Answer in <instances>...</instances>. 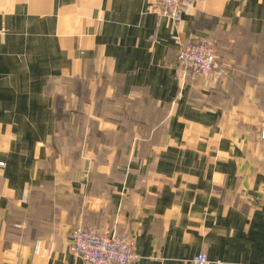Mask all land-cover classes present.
I'll return each mask as SVG.
<instances>
[{
	"label": "crops",
	"instance_id": "crops-1",
	"mask_svg": "<svg viewBox=\"0 0 264 264\" xmlns=\"http://www.w3.org/2000/svg\"><path fill=\"white\" fill-rule=\"evenodd\" d=\"M154 2L0 0V264H83L77 225L264 264V0ZM204 38L216 73H178Z\"/></svg>",
	"mask_w": 264,
	"mask_h": 264
},
{
	"label": "built area",
	"instance_id": "built-area-1",
	"mask_svg": "<svg viewBox=\"0 0 264 264\" xmlns=\"http://www.w3.org/2000/svg\"><path fill=\"white\" fill-rule=\"evenodd\" d=\"M192 4L193 0H155L154 8L159 14L181 22L183 11ZM178 65V73L181 71L185 75L191 72L194 76H213L219 67L214 42L204 38L184 44L178 54ZM261 138L264 139V128L261 130ZM132 243V239L125 234L104 233L90 226L77 225L71 232L70 249L83 264H129L138 259ZM40 248L39 243L37 250ZM191 262L211 264L203 253L194 256Z\"/></svg>",
	"mask_w": 264,
	"mask_h": 264
},
{
	"label": "rangeland",
	"instance_id": "rangeland-1",
	"mask_svg": "<svg viewBox=\"0 0 264 264\" xmlns=\"http://www.w3.org/2000/svg\"><path fill=\"white\" fill-rule=\"evenodd\" d=\"M264 140V139H263ZM259 153H261L262 156H264V145L259 146L258 150Z\"/></svg>",
	"mask_w": 264,
	"mask_h": 264
},
{
	"label": "trees",
	"instance_id": "trees-1",
	"mask_svg": "<svg viewBox=\"0 0 264 264\" xmlns=\"http://www.w3.org/2000/svg\"><path fill=\"white\" fill-rule=\"evenodd\" d=\"M214 42V41H213ZM214 45H215V47H216V50H217V46H216V43L214 42Z\"/></svg>",
	"mask_w": 264,
	"mask_h": 264
}]
</instances>
